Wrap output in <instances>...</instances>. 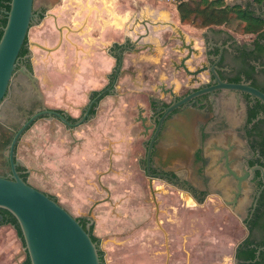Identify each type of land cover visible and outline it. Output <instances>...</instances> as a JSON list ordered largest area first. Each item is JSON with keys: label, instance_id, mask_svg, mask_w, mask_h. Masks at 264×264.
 <instances>
[{"label": "flooded vegetation", "instance_id": "af4514ba", "mask_svg": "<svg viewBox=\"0 0 264 264\" xmlns=\"http://www.w3.org/2000/svg\"><path fill=\"white\" fill-rule=\"evenodd\" d=\"M237 5L246 11V22L239 32L209 26L193 28L194 31L189 33L199 35L190 37L181 28H173L172 24L156 23L164 28V34L170 33L163 42L164 48L176 56H169L164 63L166 68L161 74L165 83L154 85L142 78V87H138L139 74L129 69L132 66L128 67L125 58L136 52L137 44L124 38L123 42H114L108 50L114 59L113 65L101 88L88 92L87 104L80 117H73L65 110L52 109L65 115L74 125L89 112L82 126L96 119L102 102L108 97L119 98L123 92L139 95L138 88L147 91L149 94L145 95L143 103L131 105L137 112L134 120L139 129L135 145L138 170L148 179L152 192L155 191L153 183L159 182L158 189L166 187L186 193L199 205L212 196L216 203L241 219L246 237L236 247L234 259L238 247L250 236V228L259 229L253 232V237L261 238L264 234L260 230L264 228V102L257 96H264V0H243ZM4 17L5 11L0 9V29ZM123 22L115 20L113 25L122 29ZM23 67L20 60L18 71ZM126 77L131 82L130 87L125 88ZM11 92L12 87L0 106L1 118L5 110L14 105ZM43 109L29 113V105L17 106L15 114L10 115L23 117L18 129L0 121L1 178L12 179L13 166L18 161V145L39 120L28 128L11 155L14 136L29 117ZM70 118L76 121L71 122ZM63 125L70 130L76 129ZM16 171L20 176L27 175L26 182L33 186L29 183L27 166L18 164ZM44 193L60 203L57 197ZM100 203L94 205L87 216L77 219L88 222L91 210ZM0 215L3 216L1 210ZM92 226L95 231V221ZM96 237L107 264L102 240ZM234 264H238V260Z\"/></svg>", "mask_w": 264, "mask_h": 264}, {"label": "rangeland", "instance_id": "374dc122", "mask_svg": "<svg viewBox=\"0 0 264 264\" xmlns=\"http://www.w3.org/2000/svg\"><path fill=\"white\" fill-rule=\"evenodd\" d=\"M242 2L243 0H224V6L230 8ZM179 3V0L173 3H168L165 0H145L144 2L141 0L138 4L139 7L148 5L153 12L148 17L149 30L154 38L162 41V46H156L155 50L145 48L149 47L148 45L144 49L141 48L143 45L137 46L136 52L125 57L128 67L132 66L129 69L136 70L139 74L137 75L139 88L142 87L140 84L142 78L145 82L154 85L158 82L165 83L162 80L163 74H161L166 68L164 63L167 62L169 56L176 58L174 53L171 54L170 50L164 48L163 42L170 36V33L163 36L159 30H164V28L158 27L156 23L172 24L173 28H181L190 37L199 35L189 33V31H194V27L179 23L180 17L177 10ZM126 21L124 20V25ZM152 22L156 25L151 24ZM135 23L136 21H134ZM222 27L239 32L243 29V24L231 20L229 24ZM133 29L135 33H133L132 41L136 40L137 37L139 38L138 33L140 32H136L137 28L133 27ZM111 38L116 40L125 37L116 35ZM105 62L109 65L110 61L107 59ZM19 75L20 73H17L12 86L11 100L13 102L11 103L14 105L11 104L5 110L4 117L1 119L4 124H9L15 129L21 126L23 117L11 116L10 114H15L14 111L20 104L29 105V113L42 109V107L49 109L41 104L35 92L28 91L24 84L19 83ZM130 82V78L126 77L125 88L130 87ZM96 86L101 88L102 84ZM139 88L137 89L140 92L139 95L123 92L119 98L108 97L102 102L96 119L76 129H67L58 120H39L22 137L17 149L18 159L30 171L29 183L57 197L58 201H62L60 203L68 209L72 208L68 202L72 203L73 199L75 204H84L86 202L85 195L89 192L87 189L93 188L90 200L83 206V213L75 212L72 214L76 218L85 217L94 205L101 202L92 210L91 216L95 221L94 233L101 238L102 245H104L105 240L114 242V228L117 224L119 226L122 221L131 220L134 217L136 220L139 214L145 216L148 220L146 224L148 223V226L150 224L155 230V251L151 257L153 264H234L236 247L246 237V229L241 224V219L216 203L212 196L208 197L203 205H199L186 193H179L166 187L158 189L160 187L159 182L153 183L155 191L152 192L148 179L144 178L138 170L135 156L139 129L134 120L137 112L132 107L137 103H143L145 95L149 94ZM119 93L121 94V91ZM26 94L30 96V102H26ZM119 136L122 138H118ZM78 141L87 143L90 147V150L85 151V156L82 147L79 151L75 150L78 147L76 145L80 146ZM119 141L128 142L127 152L123 153L121 150L115 149L120 148ZM56 152L61 155L62 163L60 164L57 162ZM112 152L119 158L118 160L113 159V162L111 161L112 156H114ZM121 154L126 155V157L121 159ZM73 157L79 160L76 161ZM65 164L69 166L79 165V179L82 180V184L88 173L93 180V185L87 189L83 187L76 189L80 193V198L76 196V190L73 191L72 189L74 185L67 179V177L73 179V175L68 174L69 166L65 168ZM103 173L115 175L110 177L111 179L107 178L106 181L102 180L103 184L110 188H115L121 179L120 177L123 178L124 182L123 180L120 182L123 183V188H128V190L125 189L123 196L120 194L121 199L118 198L113 201L112 197H107L101 184V174ZM56 175L61 178L55 183L53 178ZM35 178H41L40 180L44 182V185L36 182ZM126 197L129 201L125 199ZM115 203L120 206L115 205ZM137 208H139V212L134 211ZM102 223H104L103 228H101ZM117 230L119 232L117 236L127 235L125 228ZM162 231H164L169 245L166 244ZM106 258L107 264H117L114 246L110 248L109 254L106 253Z\"/></svg>", "mask_w": 264, "mask_h": 264}, {"label": "crops", "instance_id": "0c3cea01", "mask_svg": "<svg viewBox=\"0 0 264 264\" xmlns=\"http://www.w3.org/2000/svg\"><path fill=\"white\" fill-rule=\"evenodd\" d=\"M140 1L35 0L36 10L44 12L45 15L37 25L32 26L28 34V45L32 53L30 60L33 68L32 78L34 79L28 78L19 72V83L24 84L30 92L34 89L32 85L34 83L36 86V89H34L35 93L44 107L65 110L73 117L80 116L82 108L87 104L88 92L91 89H98L99 87L96 85L104 83L105 76L110 72L113 65L114 59L108 54V50L114 42H123L124 39L115 40L111 37L121 35L125 38L130 36L132 39L133 33H135L134 27L137 28L136 32L140 31L138 33L139 38L137 37L136 40H133L137 46L143 45L141 48L144 49L148 45L151 50H155L156 46H162V41L152 36L149 30L150 23H147L149 22L148 17L153 12H151L148 5L139 7ZM142 1L144 2L145 0ZM123 19L127 20L124 28L120 29L113 25L115 20H119L122 23ZM134 21H136L135 24ZM151 24L155 25L153 22ZM159 31L163 33V36L165 35L163 30ZM107 59L110 61L109 65L105 62ZM28 94H26L27 101L30 99ZM118 138L121 139L122 136ZM78 142L80 143V141ZM119 142L120 148L115 149L121 150L123 153L127 152L129 148L128 142ZM76 146L78 147L75 150L78 151L83 148L84 156L85 151L87 149L90 150L87 143L82 142L80 146ZM110 150L112 151V148ZM55 155L57 162L59 164L62 163L61 155L57 152ZM112 155H114L112 156V162L113 159H119L113 152ZM121 155V159L126 157L124 154ZM73 158L76 159V157ZM68 166L65 164V168ZM68 169V174L71 173L73 175V179L67 177L68 181L74 185L72 187L73 191L78 190V187L87 189L93 185V180L89 173L82 184V180L79 179V165L74 164V166H69ZM60 171L63 170L60 169ZM101 175V184L107 197H112L113 201L114 199H121L120 194L123 196L126 189L123 188L124 185L120 182L123 178L120 177L121 179L120 181L118 180L119 182L115 188H110L107 185L105 186L102 180L106 181L107 178L111 179L110 177L115 175L113 173H103ZM60 178L59 175H56L53 181L56 183ZM35 179L36 182L38 181L42 183V186L44 185V182L40 180L41 178ZM92 189H87L89 192L85 195L86 202L84 204H75L73 199L72 203L68 202V205L72 208L68 209L67 207V209L71 213L82 214L83 206L90 200ZM76 196L78 198L81 197L78 192ZM125 199L129 201L128 197ZM115 205L120 206L118 203H115ZM134 211L139 212V208ZM147 221L139 214L136 220L135 217L131 220H124L119 226L117 224L114 228V242L104 241L103 247L107 254H109L112 246L115 247L117 264H153L151 257L155 251V230L150 224L149 226L147 225L148 223L146 224ZM103 225L104 223H102L101 228L104 227ZM123 228H125L127 235L117 236V233L119 234L117 229ZM110 231H112L111 228ZM125 233L122 232V234ZM162 234L166 244L169 245L164 231H162ZM26 258L27 254L24 251V244L16 229L10 224L1 226L0 264H26Z\"/></svg>", "mask_w": 264, "mask_h": 264}, {"label": "water", "instance_id": "95a60500", "mask_svg": "<svg viewBox=\"0 0 264 264\" xmlns=\"http://www.w3.org/2000/svg\"><path fill=\"white\" fill-rule=\"evenodd\" d=\"M44 15V12L36 10L35 0H11L10 10L5 12L7 23L2 28L3 34L0 40V106L7 99L17 73L21 72L28 78L34 79L32 73L25 67L18 71L19 55L28 39L30 29L37 25ZM130 38V36L126 37L131 41ZM25 58L31 60V51ZM32 85L36 89L35 84ZM235 89L246 90L243 87H235ZM251 93L255 94L253 91ZM257 96L264 102L263 95ZM88 116L89 112L74 125L65 115L55 110L37 111L14 136L11 155L14 154L20 138L38 120L57 118L69 128H77ZM1 119L0 116V121ZM18 164L26 167L18 159L17 164L13 166L12 179L0 177V210L9 212L17 220L22 234L20 239L31 264H102L98 243L92 240L90 234L91 226L94 224L91 218L92 210L88 224L84 228L80 221L60 203L28 184L17 173ZM2 220L3 216L0 215V222ZM263 250L264 247L258 250V257ZM234 262L236 263L237 260L234 259Z\"/></svg>", "mask_w": 264, "mask_h": 264}, {"label": "trees", "instance_id": "16d2710c", "mask_svg": "<svg viewBox=\"0 0 264 264\" xmlns=\"http://www.w3.org/2000/svg\"><path fill=\"white\" fill-rule=\"evenodd\" d=\"M180 3L177 6L179 13L180 23L182 25H190L197 29H204L209 26H223L229 24L231 20H236L241 24L246 22V11H243L240 6L236 5L234 7L224 6V0H179ZM11 0H0V9H3L5 12L10 10ZM6 17L1 19L2 28L6 25ZM2 28L0 29V40L2 37ZM246 28V26H245ZM30 54V49L28 45V39L23 46L19 58L23 61L24 67L31 73H33V68L30 62V59L25 58ZM71 122L76 120L73 118L69 119ZM25 181L26 176H21ZM3 215V220L0 222V225L10 224L15 227L18 236L22 238L21 230L17 220L12 214L5 210H1ZM81 225L86 228L87 220L80 219ZM258 228H250V236L243 242L236 251V259L238 264H264V251L261 252L260 256H257V251L260 247L264 246V234L261 238L253 237L252 234ZM264 232V228L260 229ZM94 227H91V237L92 240L96 243H100L99 238L94 234ZM100 257L105 264V253L100 251ZM26 264H31L29 256L27 255Z\"/></svg>", "mask_w": 264, "mask_h": 264}, {"label": "built area", "instance_id": "2783aa9c", "mask_svg": "<svg viewBox=\"0 0 264 264\" xmlns=\"http://www.w3.org/2000/svg\"><path fill=\"white\" fill-rule=\"evenodd\" d=\"M167 1L168 3H173V2H176L177 0H165Z\"/></svg>", "mask_w": 264, "mask_h": 264}]
</instances>
